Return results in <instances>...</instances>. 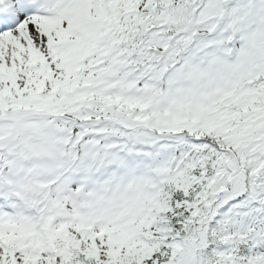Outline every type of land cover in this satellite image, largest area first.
Segmentation results:
<instances>
[{"label": "snow or ice", "instance_id": "snow-or-ice-1", "mask_svg": "<svg viewBox=\"0 0 264 264\" xmlns=\"http://www.w3.org/2000/svg\"><path fill=\"white\" fill-rule=\"evenodd\" d=\"M0 264H264V0H0Z\"/></svg>", "mask_w": 264, "mask_h": 264}]
</instances>
